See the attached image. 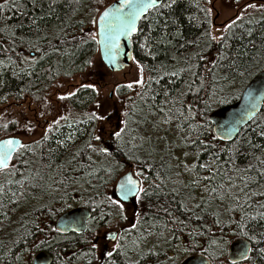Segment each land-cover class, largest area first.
Here are the masks:
<instances>
[{
	"label": "snow or ice",
	"instance_id": "1",
	"mask_svg": "<svg viewBox=\"0 0 264 264\" xmlns=\"http://www.w3.org/2000/svg\"><path fill=\"white\" fill-rule=\"evenodd\" d=\"M210 2L211 0H209ZM96 3L97 14L90 20V23L96 28L95 33L89 31L87 39L84 38L83 34L78 39L77 36L70 35L64 29H60L64 38L56 37L60 44L75 42L73 47L77 49L89 43L102 46L97 49L101 53L100 58L96 61L91 58L85 59L83 67L77 69L81 73H84L85 68L110 70L116 57L120 54L122 39L130 40L131 37L135 36L136 43L141 51L148 50L146 54H151V50L163 44L167 37L179 38L182 35L179 22L174 17L180 0H119L118 7H107L103 11H100L98 7L101 0H96ZM15 6V3L9 5L8 0H5V3L0 4V9ZM248 9L264 12V2L246 3L239 9L235 17L223 27L230 30L237 21L243 19L240 13H246ZM205 11L210 13L211 9H206ZM152 13L155 14L152 19L161 29L162 34L158 37H153L151 33L146 34L143 28L138 26V21L149 20ZM80 23H83V21ZM170 26L175 27L174 32L170 31ZM81 33H83V29H81ZM206 35L209 41L218 39L223 41L225 39L223 32L219 37L211 32H207ZM13 42L15 43V41ZM47 42L51 45L50 41ZM167 42L171 43V40ZM32 47L34 52L30 48L29 56L32 63H35L36 56L34 53L42 52L43 50L36 45ZM54 51L60 52L62 49L56 47ZM47 55L48 53L43 51L40 59H44ZM129 58L138 70L137 77L132 81L115 83L106 93L103 91L105 87L103 81L81 82L75 86V91H68L66 94L57 96L58 100L63 101L75 97L77 92L90 90L92 108L85 114L84 119L77 121V123L88 125L90 129L87 132L88 139L82 146H76L75 151H70L72 146L67 143L73 140L71 134L66 139L57 140L58 148L70 153L66 163L56 165L58 175L61 178L58 180L53 179L51 184L31 185V187H39L40 191L52 201L51 204L41 205L42 208L48 209L49 214L54 213L57 207L61 210L65 207H70L66 197L68 196L67 189L72 185L83 181V183H87L94 190L93 194L89 196L88 202L95 204L93 212L96 214L88 217L89 224L93 226L88 228L89 235L83 238L87 251L81 253L82 256L92 258L88 261V264H92L93 260L96 261V264H143L145 257L155 255L152 251L154 245L148 247L147 252L144 245L145 240L156 235L153 229L159 232V239H164L167 242L169 238L164 235L165 230L175 237L177 232L184 234V230L187 227L183 220L174 215V212L180 211V209L188 211L186 206L179 204L178 208L172 209L170 202L160 200L163 176L160 172H153L154 165L149 162V157L156 151L153 133L160 130L161 124L170 125L172 123L173 109H175L177 118H183L186 122L194 119V116L191 108L185 109L186 102L183 97L187 95L186 92L176 91L178 98H173L168 91L162 89L164 105L167 107V111H165L164 106L155 103L158 93H153L148 97L146 90L151 88L152 82L159 84L165 76L179 78L181 73H187L191 69L182 68L179 72L163 71V74H160L161 69L166 67L161 65L160 69L153 68L151 70L157 73L156 76L149 75L146 79L144 66L140 60L136 59L135 55H131ZM226 59L227 57L224 54H218V60L210 63L213 68L223 69L225 66L222 62ZM27 60L28 57H25L24 62H27ZM15 64L16 61L11 60V58H9L8 64L0 60V70L6 71L9 65ZM227 67L234 74L232 77L233 82L236 75L244 76L248 71L247 68L243 71H238L235 61L228 64ZM209 72L210 78L207 87L211 89V92H206L203 109L197 114L201 117L205 116L210 107L208 101L217 95L215 74L211 70ZM13 74L15 75L16 73L13 72ZM66 75H71V73H66ZM193 75L198 76V73H193ZM221 79L228 82L230 78L228 75H224ZM169 83H174V81H169ZM194 83L195 81H192L187 84L188 92L193 91ZM205 87V78L199 77V87L195 91L198 93L204 90ZM124 89L134 91L137 98L142 102L147 98L153 103L142 104V106L138 107L136 101L123 95ZM122 96L123 100L121 99ZM113 112H118V115L114 117ZM156 114L161 116L158 122L150 119L151 116ZM40 116L44 117L45 113L41 112ZM67 119V116H61L59 119L54 118L52 123L48 124V127L42 133L41 140L47 141L49 133L60 126L61 120L66 121ZM238 123L240 121L234 117L222 126L224 129L222 133L218 129L216 135L209 136L207 143L200 139L204 133L198 131L207 129V120L204 119L195 126L188 123L189 139H191L192 132H198L196 139L191 140V144L193 146L199 145L203 151L209 154L211 161L207 164L193 163L191 168L187 164L183 165V167L185 171H192L197 167L206 169L210 175L203 177V179L210 183L217 176H220L221 182L218 185L211 188L205 186L204 191L213 194L214 199L221 202L229 199L231 203L226 208L227 212H240L238 219H233L232 216H229L227 223L220 219L219 213L214 214L213 223L219 229V234L214 235L212 238V245L218 253L215 256L217 264H241V261L245 262V264H255L256 259L260 261V264H264V246H261L264 245V223H261L264 221V203L257 201L254 205L251 201L252 197L256 196L257 193L248 191L249 185L257 183L258 180H264V170H257V165L251 163L246 167H240L235 163L236 158L242 155L252 156L256 159L257 164L264 168V158L255 155L256 152L264 155V143H256L250 137L241 141L234 140L229 147H218L217 144L212 142L226 138L232 139L233 128ZM133 125L136 127H133ZM149 125L151 126L150 130L148 128ZM141 126H144L143 130ZM3 127L6 129L8 125L5 124ZM25 127L28 132L32 131V126L26 125ZM257 127L260 129L259 131H256V129H251V131L257 136L264 137V126L258 125ZM178 129L183 131V128L179 125ZM236 135H239V133H236ZM157 139H160V137H157ZM40 142L33 141V144H39ZM242 148H245L244 153L241 152ZM24 152L35 154L31 145L15 138L0 139V176H16L18 174L16 161L20 159ZM221 152L227 155L226 160L221 157ZM86 153L97 155L98 158L102 157L103 160L97 164L92 159V155H89L88 164H80L78 158ZM184 155L187 157L188 153L185 152ZM197 159H199V155H197ZM45 166L49 169L53 167L51 162ZM69 172H84V176L87 178L85 179L84 176H70L67 174ZM251 172H255L256 175H250ZM229 173L238 175H229ZM36 178L38 180L44 179L39 174ZM237 179L240 182L239 185L236 183ZM28 180L29 177L23 176L21 180H16L15 183L23 186ZM13 182V180L7 179L8 184ZM192 183H199V181L194 180ZM109 186H111L110 191ZM62 189L64 191H61ZM4 192V185L0 183V195L4 194ZM12 195L15 196L16 193L13 192ZM259 195L264 196V192H260ZM153 198H155V201ZM129 201H132L133 204L130 213L131 219H129V214H126L127 209L125 207ZM10 202L19 203V201ZM101 205L109 210H99ZM194 207L200 208L201 205L196 204ZM149 212L151 213L150 216ZM161 215L166 217L163 224L158 223ZM197 219H201V217H197ZM121 221H128V226L125 227ZM61 223L64 227L55 229L50 227L46 229L41 227L40 224H35V231L40 233L45 231L51 233L54 231L63 234L70 230L73 233H77L78 238L79 234L83 232L84 220L82 217L62 219ZM208 231L211 232V229H208ZM134 233L135 235H133ZM187 235L191 238L192 249H182L176 246L174 250L177 253L193 250L196 247L195 236L204 235V233L196 229H189ZM229 236L240 240L239 248H237L234 256L226 255L230 243ZM37 240L38 242L33 241L32 244V247L37 250L48 242L47 239H39V237ZM129 241L131 242V247H129ZM130 253L134 258H130ZM36 261L37 264H42L39 256L36 257Z\"/></svg>",
	"mask_w": 264,
	"mask_h": 264
},
{
	"label": "trees",
	"instance_id": "2",
	"mask_svg": "<svg viewBox=\"0 0 264 264\" xmlns=\"http://www.w3.org/2000/svg\"><path fill=\"white\" fill-rule=\"evenodd\" d=\"M3 3H5V0L0 4ZM8 3L9 5L15 3L16 6L0 9V60L8 64V60L11 58V60L16 61V64L9 65L6 71L0 70V107L5 106L11 101L21 102L41 98L59 79L81 74L77 69L83 67V61L88 58L93 59L98 53V45L95 43H89L77 49L73 47V43L75 42L60 44L56 39L57 36H60L62 39L64 38L60 29H64L70 35L77 36L78 39L81 34L87 39L89 31L94 33V26L90 23V20L97 14L96 0H8ZM98 7L100 11L105 7L102 0ZM206 9H209L208 0H180L174 17L179 22L180 32L182 33L181 37H167L163 44L151 50V54H146L148 50L141 51L139 45L136 43V37H132L134 55L144 66V72L147 74V77L149 75L156 76L157 73L151 70L153 68L160 69L161 65L166 67L161 69L160 74H163V71L179 72L182 68L191 69L187 73H181L179 78L165 76L159 84L152 82L151 88L146 91L148 97L153 93H158L155 103L164 106L165 111H167V107L164 105L162 89L168 91L169 95L173 98H178L176 91L187 93L183 97V100L186 102L185 109L191 108L194 119L186 122L183 118H177L175 109H173L172 123L165 126L169 129L174 128L179 135L184 136L187 143L186 149L190 154L194 155L196 164H207L211 161V157L199 145L193 146L191 144V140L196 139L198 132H192L191 139H189L187 124L191 123L195 126L198 122L206 119L207 129L198 131L204 133L200 139L207 143V138L214 135L213 125L209 119L211 112L238 100L248 82L257 73L264 70V15L257 19L237 21L234 27L226 30L223 41L219 39L209 41L206 33L211 32L212 21L210 13L205 11ZM154 16L155 14L152 13L149 20H141L139 27L143 28L146 34L151 33L153 37H158L162 33L159 25L155 24L154 19H152ZM81 21L83 23H80ZM81 29H83V33H81ZM170 31L174 32L175 27L170 26ZM249 32L251 33L250 35ZM168 40H171V43H168ZM47 41H50L51 45ZM34 45L39 46L48 55L44 59H40L43 51L34 53L36 62L32 63L29 50L32 48L34 52V48L32 47ZM56 47H60L62 51H54ZM218 54H224L227 57L222 62L225 66L223 69L213 68L210 63L218 60ZM25 57H28L27 62H24ZM233 61H235L238 71H243L245 68L248 69L244 76L236 75L234 82L232 81L234 74L227 67ZM87 69L85 68V71ZM209 70L216 77L217 95L208 101L210 107L205 116L201 117L197 114L203 109L206 92H211V89L207 87L210 78ZM13 72L16 74L14 75ZM66 73H71V75H66ZM193 73H198V76H194ZM224 75L229 76L228 82L221 79ZM199 77L205 78L206 87L197 93L195 89L199 87ZM169 81H174V83H169ZM192 81H195L193 91L188 92L187 84ZM235 84L239 85V89L236 92L232 91ZM126 90H123V94L126 93ZM134 101H136L138 107L142 106V104L153 103V101L147 98L142 102L136 97ZM68 103L72 110L78 113V117L70 118L60 123L58 128H54L49 133L47 141H42L40 138L36 140L41 141L39 144H33V142L27 143L31 145L35 154L33 155L32 152L23 153L16 163L18 169L16 176H0V183L5 188L4 194L0 195V264H31L33 256L41 251H48L52 254L54 259L52 264H80V242L85 236L79 235L78 238L77 234L62 235L54 231L51 233L47 231L40 233L35 231V224H40L41 227L46 229L49 227L55 229L56 219L63 212L71 208L86 206L93 211L95 204H90L88 199L82 202L81 197L83 193L81 192V188L86 187L90 191L94 190L87 183H83V181L72 185L67 189L68 196L66 197L70 207H65L62 210L57 207L54 213L49 214L48 209L42 208L41 205L51 204L52 201L46 194L40 191L39 187H31L33 184H51L53 179L58 180L61 178L58 175L56 165L66 163L70 153L64 149H59L56 143L57 140L66 139L71 134L73 140L67 143L72 146L70 151H75L76 146H82L88 139L87 132L90 131L88 125L77 123V121L84 119L85 114L92 108L90 90L77 92L75 97L68 99ZM150 119L158 122L161 116L156 114L151 116ZM178 125L183 128V131L178 129ZM258 125L264 126V107L261 113L241 130L235 141H241L244 138L250 137L256 143H264V137L257 136L251 131V129L259 131ZM133 127L136 126L133 125ZM143 127L141 126L142 130ZM149 127L151 126L149 125ZM16 128V122L9 123L6 129L3 125H0V137L3 134L16 130ZM212 142L217 144L218 147H229L233 143V141L225 143L221 140ZM155 146L156 151L149 159L160 158L168 164L166 160L169 161L172 157L168 154L169 151L166 149V146L161 150H157L158 145ZM244 151L245 148H242L241 152L244 153ZM160 152H163V154L160 155ZM89 155H92V159L96 161L94 154L86 153L78 158L79 163L87 165ZM197 155H199V159H197ZM220 155L223 159H227V155L223 152ZM255 155L264 158V155L260 152H256ZM49 162L53 165L51 169L45 166ZM235 163L240 167H246L251 163L257 165V170H264L252 156L242 155L236 158ZM38 174L43 176L44 179L38 180L36 178ZM67 174L78 177L84 176V172H69ZM208 175L210 174L206 169L195 168L194 180L199 181V183H194L193 188H189L191 192L194 191V195L201 192L204 197L198 203L201 207H194V229L203 232L204 235L195 236L196 247L191 250V253L204 254L213 264H217L215 256L218 253L212 245V238L214 235L219 234V229L213 223L215 219L214 214L219 213L220 219L227 223L229 216H232L233 219H238L240 212H227L226 208L231 203L229 199L221 202L214 199L213 194L204 191L205 186L211 188L221 182L220 176H217L211 183L204 180L203 177ZM229 175L238 174L229 173ZM250 175L254 176L256 173L251 172ZM23 176L29 177L26 184L21 186L15 183L16 180H21ZM166 177V186L163 183L160 200L170 202V207L176 209L186 197L185 193H183L184 191H181L185 186L177 185V181H171L168 175ZM84 178L86 179L87 177L84 176ZM7 179H11L14 182L8 184ZM236 183L239 185L238 179ZM187 185H192V182H187ZM61 191L64 190L62 189ZM248 191L250 193H257L256 196L252 197L251 202L254 205L257 201L264 203V196L259 195L260 192H264V180H258L257 183L249 185ZM13 192L16 193L15 196L12 195ZM153 199L155 201V198ZM10 201H19V203H12ZM185 206L188 211L180 209V211H175L174 215L183 220L187 227L184 230V234L177 232L175 237L172 236L171 244L175 242L173 244L181 246L183 245V240L186 238L191 240L187 233L192 227V212L191 207ZM197 217H201V219H197ZM158 223H161V221H158ZM261 223H264V221ZM208 229H211V232ZM155 232L158 231L156 230ZM38 237L39 239L48 240L39 250L32 247L33 241L38 242ZM228 239L231 243L237 238L229 236ZM172 248H167L166 252H164L165 257H168V251ZM157 252H160V250ZM186 254H189V252L182 251L180 255L183 257ZM226 255H228V250L226 251ZM159 256H162V254L155 253V255L147 256L143 264H147L149 260L156 261L155 259ZM241 264H245V262ZM255 264H260V261L256 259Z\"/></svg>",
	"mask_w": 264,
	"mask_h": 264
},
{
	"label": "rangeland",
	"instance_id": "3",
	"mask_svg": "<svg viewBox=\"0 0 264 264\" xmlns=\"http://www.w3.org/2000/svg\"><path fill=\"white\" fill-rule=\"evenodd\" d=\"M2 1L3 0H0V3ZM113 1L114 0H102L105 7ZM251 2L260 3L264 2V0H238V3L237 0H211L210 3L208 0V8L211 9V33L218 37L222 32L225 33L227 29L223 26L235 17L241 7L246 3ZM104 8H102V10ZM240 15L243 17L242 20L257 19L258 17H262L264 12L248 9L246 13L241 12ZM93 28L95 33V26ZM99 58L100 54L98 52L93 60L96 61ZM137 72V67L133 62L124 71L117 73H112L109 70L105 71L100 68H88L84 73L70 78L59 79L41 98L27 100L23 106L19 105V102L11 101L5 106L0 107V125H9L11 122H16L17 128L8 134H3L0 139L17 137L22 139L24 143L36 141L41 138L42 133L48 127V124L52 123L54 118L59 119L61 116H67L68 119L78 117V113H75L70 107L68 99L60 101L57 99V96L66 94L68 91H75V86L81 82L89 83L103 81L105 84L103 91L106 93L115 83H127L132 81L137 77ZM144 76L147 79V74L145 72ZM238 89L239 85L235 84L232 91L236 92ZM123 95L131 97L133 100L137 97L132 90H126V93ZM121 99L123 100V96ZM41 112L45 113L44 117L40 116ZM117 115L118 112H113L114 117ZM49 120L50 122L48 123ZM62 122H64V120H61V123ZM26 125L32 126L31 132L26 130ZM150 129L151 127H149V130ZM157 137H160V139H157ZM153 142L155 145L159 146L158 149H164V146H166V149L169 151L168 154L171 155L172 161L177 166L175 172L176 175H174L175 181L187 184V182L194 179V169L192 171H185L183 167V165L187 164L191 168L193 163H195L194 155L190 154L186 149L187 143L185 142L184 136L179 135L174 128L169 129L164 124H161L160 130L153 133ZM185 152L188 153L187 157L184 155ZM94 157L98 164L103 160L102 157L98 158L97 155H94ZM177 173H179V175H177ZM181 191H184L183 193H185L186 196L188 195L192 197L194 205L198 204L204 198L202 195L203 193L200 192L194 195V192L192 193L189 188L184 187ZM81 192L83 193V196L81 197L83 200L82 202H85L89 196L92 195L86 187H82ZM188 205L190 207L192 203H188ZM167 237L170 238L169 234ZM157 244L158 240L156 238L146 240L144 242L145 251L147 252L148 247ZM175 262H178L177 258L173 257L167 262V264H176Z\"/></svg>",
	"mask_w": 264,
	"mask_h": 264
},
{
	"label": "water",
	"instance_id": "4",
	"mask_svg": "<svg viewBox=\"0 0 264 264\" xmlns=\"http://www.w3.org/2000/svg\"><path fill=\"white\" fill-rule=\"evenodd\" d=\"M112 6L118 7L119 0H114L111 4H109L105 8ZM139 23L140 21H138V26ZM101 47H102L101 45H98V48ZM99 54L101 56L100 52ZM131 55H134L132 37L130 40L122 39L120 54L116 57L113 67L109 71L112 73L124 71L132 63V60L129 58ZM263 107H264V70L260 71L248 82V84L244 87L238 100H236L232 104L225 105L211 112L209 119L213 125L214 135L217 134L218 129L222 133L224 131L222 126L225 125L227 122L231 121L235 117L237 120L240 121V123L236 124L235 127L233 128L232 139L226 138L221 140L222 142L225 143H230L234 141L238 136L236 135V133H240L245 126L251 123L261 113ZM11 138H15L23 142V140L20 138L17 137H11ZM127 203H132V201H129ZM90 215H91L90 210L84 206L71 208L63 212L56 219L55 228L64 227V225L61 223L62 219L66 220L71 217H82L84 220L82 233H84L88 228L87 223H88V217ZM71 233L73 232L69 230L66 233H63L62 235H68ZM239 244H240L239 238L233 240L230 243L228 248L229 256L236 255V250L237 248H239ZM37 256L41 258L42 264L53 263L54 259L52 254H50L48 251H41L33 257L31 264H37L36 261ZM241 263L244 262L241 261ZM181 264H213V263L207 256L203 254H196L186 258L181 262Z\"/></svg>",
	"mask_w": 264,
	"mask_h": 264
},
{
	"label": "flooded vegetation",
	"instance_id": "5",
	"mask_svg": "<svg viewBox=\"0 0 264 264\" xmlns=\"http://www.w3.org/2000/svg\"><path fill=\"white\" fill-rule=\"evenodd\" d=\"M24 103H25V101H21V102H19V105H21V106H23L24 105ZM52 121V120H51ZM50 122V120L48 121V123ZM24 142V141H23ZM25 144H27V143H25ZM163 149V148H162ZM158 150H161V148H159ZM161 154H163V152H160V155ZM164 161V160H163ZM160 158L159 159H149V162L150 163H152L153 165H154V168H153V172H160V173H162V176H163V183H164V186H166V180H167V175L169 176V179L172 181V180H174V175H176L175 174V172H176V170H177V166L174 164V162L172 161V159L171 160H166L167 162H168V164H166V162L164 161L163 162ZM168 169H169V172H168ZM194 176V175H193ZM194 181V179L193 180H191V182H193ZM176 184L177 185H180V186H182L183 187V185L185 186V188H193V184L194 183H192V185H187V184H184V183H181V182H176ZM89 190V192L91 193V194H93V191H90V189H88ZM111 190V186H109V191ZM101 191H103V189H101ZM194 191H192V193H193ZM188 203H192V205L190 206L191 207V225H192V227H191V229H194V203H193V199H192V197H190V196H186L185 197V199L181 202V204H184V205H188ZM189 206V205H188ZM84 207H86V206H84ZM125 207H126V209H127V212H126V214H129V219H131V216H130V213H131V211H132V207H133V204L132 203H126V205H125ZM86 208H88V207H86ZM89 210H90V213H91V215H95L96 213L95 212H93L90 208H88ZM99 210H103V211H108L109 209H107V208H104L102 205H101V209H99ZM98 210V211H99ZM113 211H115L114 209H113ZM95 213V214H94ZM151 215V213L149 212V216ZM159 221H161V223H159V224H163L164 223V221H165V219H164V216L163 215H161V218H160V220ZM121 223H123L124 225H125V227H127L128 226V221H121ZM87 225H88V228H89V226L91 227V226H93V225H90L89 224V222L87 223ZM88 228H87V230H86V232H84V233H82V234H79V235H81V236H88L89 235V233H88ZM154 230V229H153ZM156 231V230H155ZM71 234H76V233H71ZM169 234V236H170V238L168 239V241L166 242L164 239H159L158 237H159V232H156V235H154V236H152V237H149L148 239H152V238H156L157 240H158V244L157 245H155L154 247H153V249H152V251L153 252H155V253H160V254H162V256H159V257H157L155 260L156 261H152V260H149L148 262H147V264H167V262L171 259V258H173V257H176L177 258V261L178 262H175L176 264H181V262L183 261V260H185L186 258H188V257H190V256H193V255H196V254H193V253H191V250L190 251H187L186 253H188L189 252V254H186V255H184L183 257H182V255H180L182 252H180V253H177L174 249H175V247L176 246H179L180 248H189V249H192V243H190V240H188V238H186L185 240H183V242H182V240H180L182 243H183V245H177V244H173V243H175V242H173L172 244H171V241H172V236H171V234L170 233H168V232H166V230H165V232H164V235L167 237V235ZM68 235H70V234H68ZM78 235V234H77ZM133 235H135V233L133 234ZM181 237V236H180ZM147 239V240H148ZM146 241V240H145ZM144 241V242H145ZM80 248H79V250H80V257H81V261H80V264H88V261L89 260H91L92 258L91 257H85V256H82L81 255V253H83V252H86L87 251V248H86V246H85V244L83 243V240L80 242ZM179 244V243H178ZM129 247H131V242L129 241ZM168 247H173L171 250H169L168 251V257H165V255H164V252H166V250H167V248ZM160 250V252H157V251H159ZM191 253V254H190ZM204 255V254H203ZM34 257V256H33ZM130 258H134V257H132V254L130 253ZM33 259V258H32ZM32 261V260H31ZM92 264H96V261H94L93 260V262H92Z\"/></svg>",
	"mask_w": 264,
	"mask_h": 264
},
{
	"label": "bare ground",
	"instance_id": "6",
	"mask_svg": "<svg viewBox=\"0 0 264 264\" xmlns=\"http://www.w3.org/2000/svg\"><path fill=\"white\" fill-rule=\"evenodd\" d=\"M258 74V73H257ZM39 206V205H38ZM54 223V222H53ZM90 227V226H89Z\"/></svg>",
	"mask_w": 264,
	"mask_h": 264
}]
</instances>
